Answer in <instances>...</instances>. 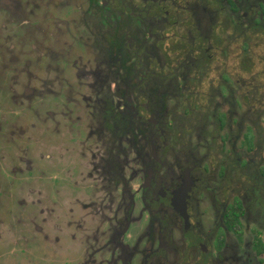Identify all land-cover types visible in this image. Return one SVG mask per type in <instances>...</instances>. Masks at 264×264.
<instances>
[{
    "label": "flooded vegetation",
    "instance_id": "flooded-vegetation-1",
    "mask_svg": "<svg viewBox=\"0 0 264 264\" xmlns=\"http://www.w3.org/2000/svg\"><path fill=\"white\" fill-rule=\"evenodd\" d=\"M0 264H264V0H0Z\"/></svg>",
    "mask_w": 264,
    "mask_h": 264
}]
</instances>
